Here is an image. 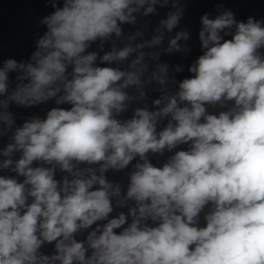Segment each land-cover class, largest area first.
Listing matches in <instances>:
<instances>
[{
	"label": "clouds",
	"instance_id": "clouds-1",
	"mask_svg": "<svg viewBox=\"0 0 264 264\" xmlns=\"http://www.w3.org/2000/svg\"><path fill=\"white\" fill-rule=\"evenodd\" d=\"M47 3L29 59L0 64V264H264V18L216 5L177 80L160 56L191 51L187 27L161 46L187 2Z\"/></svg>",
	"mask_w": 264,
	"mask_h": 264
}]
</instances>
